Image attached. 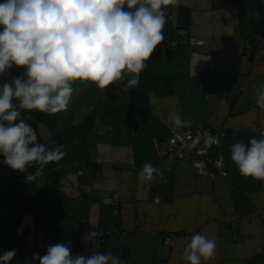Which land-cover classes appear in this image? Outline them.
Masks as SVG:
<instances>
[{
  "label": "crops",
  "instance_id": "0c3cea01",
  "mask_svg": "<svg viewBox=\"0 0 264 264\" xmlns=\"http://www.w3.org/2000/svg\"><path fill=\"white\" fill-rule=\"evenodd\" d=\"M167 8L164 40L137 88H127L126 79L104 90L76 82L66 112L21 110L37 143L63 145L66 156L42 171L33 162L25 173L0 155V255L15 250L9 264H39L34 254L62 241L73 256L101 251L120 264H185L183 249L196 232L217 240L208 264H264V181L241 176L230 153L264 131L256 103L264 86V0H178ZM23 74L14 66L0 86ZM174 112L191 121L176 132L227 131L215 151L225 177L199 175L179 159L159 182L139 178L144 164L158 167V142L173 133ZM113 195L117 211L107 203Z\"/></svg>",
  "mask_w": 264,
  "mask_h": 264
},
{
  "label": "clouds",
  "instance_id": "9594fccd",
  "mask_svg": "<svg viewBox=\"0 0 264 264\" xmlns=\"http://www.w3.org/2000/svg\"><path fill=\"white\" fill-rule=\"evenodd\" d=\"M178 0H4L0 3V75L14 66L24 74L0 86V155L11 169L27 173L34 162L44 165L61 161L63 145L51 148L37 143V132L21 110L47 115L66 112L75 94L76 82L107 89L126 79L135 89L146 61L164 40L166 8ZM257 107L264 110V86L257 92ZM172 131L190 126L179 113L169 116ZM231 160L241 176L264 181V131L248 143L230 146ZM40 172H37L39 175ZM35 176L26 175L33 181ZM139 178L159 182L163 172L146 163ZM161 197H154L159 203ZM94 236L98 233H93ZM217 240L194 233L183 249L185 264H208L215 256ZM15 250L0 255L9 264ZM39 264H120L112 252L94 251L73 256L69 244L50 245Z\"/></svg>",
  "mask_w": 264,
  "mask_h": 264
},
{
  "label": "built area",
  "instance_id": "2783aa9c",
  "mask_svg": "<svg viewBox=\"0 0 264 264\" xmlns=\"http://www.w3.org/2000/svg\"><path fill=\"white\" fill-rule=\"evenodd\" d=\"M166 16L169 17V10L166 8ZM177 34L187 35L190 45H197V39L183 29H177ZM257 38L260 35L257 34ZM159 45V44H158ZM171 45L176 46L177 41L171 40ZM246 51L249 50V44L245 42ZM243 88H241L242 90ZM227 131L221 128L212 132L207 127H201L195 130L186 129L182 132H173L169 137L161 139L158 142L157 149V166L162 172L171 171L175 162L179 159L187 160L195 172L202 176H212L218 174L222 177L226 176L225 162L215 154L221 141L225 138ZM81 175V171H77ZM107 203L117 211L118 201L115 195L107 199ZM173 238L166 237L164 244L170 246ZM105 239H101L104 243ZM58 243H66L64 241ZM68 244V243H66ZM71 248V246L69 245Z\"/></svg>",
  "mask_w": 264,
  "mask_h": 264
}]
</instances>
